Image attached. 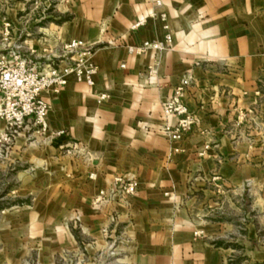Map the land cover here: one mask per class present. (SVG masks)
Returning a JSON list of instances; mask_svg holds the SVG:
<instances>
[{"label":"crops","instance_id":"0c3cea01","mask_svg":"<svg viewBox=\"0 0 264 264\" xmlns=\"http://www.w3.org/2000/svg\"><path fill=\"white\" fill-rule=\"evenodd\" d=\"M64 1L67 18L18 45L39 66L72 38L93 50V86L69 77L41 94L40 135L60 152L49 169L66 188L55 228L79 264H264V0ZM167 32L168 49L129 53ZM186 76L195 123L171 142L161 108ZM115 176L136 180V193L93 203Z\"/></svg>","mask_w":264,"mask_h":264},{"label":"rangeland","instance_id":"374dc122","mask_svg":"<svg viewBox=\"0 0 264 264\" xmlns=\"http://www.w3.org/2000/svg\"><path fill=\"white\" fill-rule=\"evenodd\" d=\"M64 3L0 0V55L26 37H37L39 26L67 18L59 8ZM5 26L10 31L7 36ZM24 128L10 131L4 125L0 130V264H79L82 256L78 245L84 240L78 234V221L76 227L69 226L77 250L55 228L66 188L58 172L49 168L60 161V152H48L51 144L35 131L36 125L30 130Z\"/></svg>","mask_w":264,"mask_h":264},{"label":"built area","instance_id":"2783aa9c","mask_svg":"<svg viewBox=\"0 0 264 264\" xmlns=\"http://www.w3.org/2000/svg\"><path fill=\"white\" fill-rule=\"evenodd\" d=\"M155 5H161L160 0ZM151 16H159L166 30L165 13H150ZM8 25V24H6ZM5 35H9L8 28H4ZM172 36L167 32L162 41H143L137 46L128 47L131 54L146 51H161L168 49ZM10 52L0 55V119H3L7 128L16 131L25 125L27 119H31L38 131L45 134L48 130L46 114L47 102L41 97L44 92L58 93L72 77L77 82L94 85L93 77L98 68L91 60L93 50L80 39H69L60 46L58 51L48 53L42 65L31 64L26 56L21 53L20 45H13ZM191 84V78L183 77L175 86L173 94L162 105L161 114L163 124L161 130L166 138L175 142L181 140L190 131L195 123V116L190 113L183 102L182 94ZM106 95L101 94L102 100ZM64 130H55L49 133V138H61L66 140ZM1 142V138H0ZM206 147V146H204ZM180 148H175L178 151ZM93 176V173L90 174ZM139 184L134 179L115 176L109 183L107 189H101L93 199V203L101 204L114 197H129L136 193ZM78 218L76 217V221ZM201 232L196 231L199 235Z\"/></svg>","mask_w":264,"mask_h":264}]
</instances>
